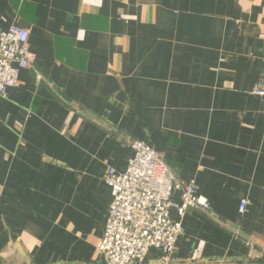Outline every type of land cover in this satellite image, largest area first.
I'll return each instance as SVG.
<instances>
[{"label": "crops", "instance_id": "1", "mask_svg": "<svg viewBox=\"0 0 264 264\" xmlns=\"http://www.w3.org/2000/svg\"><path fill=\"white\" fill-rule=\"evenodd\" d=\"M0 26L28 29L37 56L0 96V264L103 262L104 176L127 170V139L210 202L173 264H261L264 0H0Z\"/></svg>", "mask_w": 264, "mask_h": 264}, {"label": "built area", "instance_id": "2", "mask_svg": "<svg viewBox=\"0 0 264 264\" xmlns=\"http://www.w3.org/2000/svg\"><path fill=\"white\" fill-rule=\"evenodd\" d=\"M29 36L26 28L0 26V96L20 86L22 69H35L37 56L29 48ZM255 93L264 97V84ZM127 141L134 151L127 170L119 173L109 168L104 176L113 200L105 234L96 246L103 258L99 264H146L151 250L162 254V264H173L177 240L185 233L184 216L190 209L212 215L210 202L195 182L178 178L155 147L138 139ZM175 193L180 202L174 200ZM246 206L247 201H242L240 211ZM174 209L178 220L173 218ZM232 230L236 239L255 247L240 230ZM259 259L264 264V249Z\"/></svg>", "mask_w": 264, "mask_h": 264}, {"label": "rangeland", "instance_id": "3", "mask_svg": "<svg viewBox=\"0 0 264 264\" xmlns=\"http://www.w3.org/2000/svg\"><path fill=\"white\" fill-rule=\"evenodd\" d=\"M149 144V143H148Z\"/></svg>", "mask_w": 264, "mask_h": 264}]
</instances>
